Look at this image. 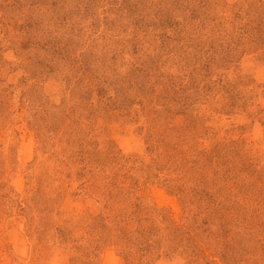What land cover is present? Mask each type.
<instances>
[{"label": "rangeland", "instance_id": "obj_1", "mask_svg": "<svg viewBox=\"0 0 264 264\" xmlns=\"http://www.w3.org/2000/svg\"><path fill=\"white\" fill-rule=\"evenodd\" d=\"M0 264H264V0H0Z\"/></svg>", "mask_w": 264, "mask_h": 264}]
</instances>
